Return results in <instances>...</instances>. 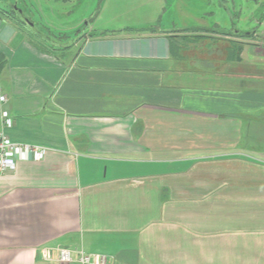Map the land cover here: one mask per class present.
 <instances>
[{"label": "crops", "instance_id": "crops-1", "mask_svg": "<svg viewBox=\"0 0 264 264\" xmlns=\"http://www.w3.org/2000/svg\"><path fill=\"white\" fill-rule=\"evenodd\" d=\"M151 27L59 48L0 17L6 133L46 150L0 175V264H264V43Z\"/></svg>", "mask_w": 264, "mask_h": 264}, {"label": "rangeland", "instance_id": "rangeland-1", "mask_svg": "<svg viewBox=\"0 0 264 264\" xmlns=\"http://www.w3.org/2000/svg\"><path fill=\"white\" fill-rule=\"evenodd\" d=\"M16 2H19L18 8L36 24L39 32L51 38H60L62 44L72 43L80 32L90 28L99 31L148 24L156 29L232 25L219 9L216 0H0V7L8 10L11 8L10 3ZM242 8L246 13L250 12L248 10L252 11L250 4L244 3ZM256 12L259 21L263 17V25L259 27L264 32V7L256 9ZM207 13H211V17H206ZM236 28L249 30L252 28V21L236 22ZM28 33L33 38L36 37L35 34ZM40 41L39 38V43L43 44ZM182 43L184 47L197 48L192 52L197 55L208 52L212 41L208 45L201 40H186ZM217 46L216 43L212 45L216 47L211 51L215 55L224 54L229 47L228 44H223V48Z\"/></svg>", "mask_w": 264, "mask_h": 264}, {"label": "flooded vegetation", "instance_id": "flooded-vegetation-1", "mask_svg": "<svg viewBox=\"0 0 264 264\" xmlns=\"http://www.w3.org/2000/svg\"><path fill=\"white\" fill-rule=\"evenodd\" d=\"M219 9L223 11L229 21H231V27H222L219 24L214 27L209 26H197V27H178L173 26L168 30L162 29L161 27L156 29L151 27L152 30H159L171 36V38L186 40H201V41H221L224 44L236 46L237 44H243L239 42L240 40H252L253 45H260L264 43V32L260 29L259 26L263 25V17L260 18V21L257 18L256 9L264 7V0H216ZM246 3L247 5H252V11L246 13L243 11L242 5ZM15 3H10V7ZM19 6V2H18ZM25 13V12H24ZM28 17V16H27ZM206 17H211V13H207ZM29 18V17H28ZM22 21V20H21ZM252 28L249 30H240L236 28V22H251ZM23 22V21H22ZM24 23V22H23ZM25 24V23H24ZM28 32L33 33L31 28L26 26ZM94 30V29H93ZM87 33H92V29L85 32H80L74 42L81 40L85 37ZM34 34V33H33ZM54 41L50 43L56 45L60 42V38H52ZM57 42V43H55ZM71 44V43H70ZM69 45V44H65Z\"/></svg>", "mask_w": 264, "mask_h": 264}, {"label": "built area", "instance_id": "built-area-1", "mask_svg": "<svg viewBox=\"0 0 264 264\" xmlns=\"http://www.w3.org/2000/svg\"><path fill=\"white\" fill-rule=\"evenodd\" d=\"M9 104V97L0 85V175L16 169L21 161H41L46 150L40 147L22 145L13 142L6 133L12 125V118L6 110ZM42 258L48 262L62 264H105L101 256L88 255L83 250L69 248H45L41 252Z\"/></svg>", "mask_w": 264, "mask_h": 264}, {"label": "trees", "instance_id": "trees-1", "mask_svg": "<svg viewBox=\"0 0 264 264\" xmlns=\"http://www.w3.org/2000/svg\"><path fill=\"white\" fill-rule=\"evenodd\" d=\"M0 17H2V18H4V19H7V20H10V21L14 22L16 25H18V26H19L20 28H22V29H25V30L27 29V28H26V24H24V23L21 21V19H20L18 13H17L15 10H13L12 8L6 10V9H2V8L0 7ZM149 31H154V30L150 29ZM35 36H36V35H35ZM36 37H38V36H36ZM40 40L43 41L42 39H40ZM43 43L48 44V45H50L51 47H59V46H55V45H53V44H51V43H48V42H46V41H43ZM234 47H236V48L233 49V50H234V53H235L237 56H239V54L242 52L243 44H237V45L234 46ZM59 48H60V47H59ZM61 48H63V47H61ZM230 52L233 53L232 51H230ZM5 66H6L5 59H4L2 56H0V72L4 69Z\"/></svg>", "mask_w": 264, "mask_h": 264}, {"label": "water", "instance_id": "water-1", "mask_svg": "<svg viewBox=\"0 0 264 264\" xmlns=\"http://www.w3.org/2000/svg\"><path fill=\"white\" fill-rule=\"evenodd\" d=\"M12 9L15 10L18 13L20 19L26 24V26L28 28L32 29L33 33L36 36H38L40 39H42L43 41H46L48 43H50L51 41H54L51 37H49L47 35H44V34H42L41 32L38 31V29L36 27V24L30 18H28L26 16V14L22 10H20L18 8V3L17 2H16V4L12 5ZM55 43H57V42H55ZM55 46L66 47V45L62 44V43H57Z\"/></svg>", "mask_w": 264, "mask_h": 264}]
</instances>
